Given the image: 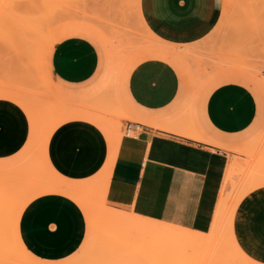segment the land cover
<instances>
[{"label":"crops","instance_id":"obj_1","mask_svg":"<svg viewBox=\"0 0 264 264\" xmlns=\"http://www.w3.org/2000/svg\"><path fill=\"white\" fill-rule=\"evenodd\" d=\"M156 1L147 0L150 7ZM143 2L140 0L144 24L156 38L171 45L183 46L201 39L217 17V1L202 0V12L189 27L171 31L161 23L152 25L153 32L142 13ZM177 3L184 6L185 0ZM154 48L160 53L170 51ZM105 58L93 39L74 33L52 44L48 64L66 95L82 97L102 83ZM238 76L231 72L218 76L205 97L182 84L176 68L159 57L144 58L131 66L123 80L118 77L113 83L115 94L114 85L106 93L116 101L123 100L138 122L117 118L122 136L115 132L118 137L105 178V203L179 230L207 233L220 195L231 194L238 176L233 174L234 162L238 161L232 159L230 148L238 145L237 136L252 126L257 115L256 98ZM79 109L73 113L75 118L61 122L50 132L44 153L62 180L86 184L102 173L110 157V145L104 131L85 118L88 110L83 106ZM129 122L135 123V129L125 134ZM31 131L24 109L0 98V159L20 153L29 143ZM239 164L245 168V162ZM244 168L241 177L247 176ZM249 190L237 204L232 235L252 264H264V183ZM86 229L80 206L61 192L35 196L18 219L24 248L35 258L49 262L74 254L84 241Z\"/></svg>","mask_w":264,"mask_h":264},{"label":"rangeland","instance_id":"obj_2","mask_svg":"<svg viewBox=\"0 0 264 264\" xmlns=\"http://www.w3.org/2000/svg\"><path fill=\"white\" fill-rule=\"evenodd\" d=\"M216 1L217 17L210 30L201 39L178 46L163 42L150 32L140 13V0H0V93L5 95L0 94V98L12 100L17 96L12 101L30 107L37 120L36 138L30 149L21 154L23 161L20 157L3 159L7 161L0 159L3 165L0 168V264H172L174 261L180 264H228L230 261L225 260H235L237 250L242 253L232 230L229 232L235 204L246 191L264 183V0ZM201 2L185 0L184 6H179L177 0H157L150 7L144 0L142 13L148 18L153 32L152 25L161 23L164 28L174 31L195 22L198 13L202 12ZM74 33L93 39L106 57L102 83L82 97L66 95L48 64L52 44L63 35ZM154 47H165L170 51L160 53ZM148 57L170 62L178 71L181 83L193 93L199 92L205 97L218 76L231 72L239 75L256 98V119L241 137L237 136L240 139L238 145L230 148L234 154L232 159L238 161L234 162L233 174L238 176L234 178L232 192L226 196L222 208L225 216L221 213L220 226L216 225L220 227L219 230L216 228L217 233L220 232L216 238H222L221 241L215 239L219 242L213 243L215 246L211 248L207 245L162 248L160 240L147 238L145 241L140 235L114 238L117 229L111 234L109 225L100 220L101 208H112L102 200L103 179L97 187L86 183L78 189L81 193L77 197L82 195L90 209L89 219H85L86 236L80 248L59 262L35 258L15 242L12 229L17 211L23 209L31 193L47 186L49 173L43 169L41 147L48 128L60 116L71 115L83 106L121 137V123L117 118L138 121L123 100L116 101L117 98L109 97L106 92L118 77L125 78L132 65ZM115 88L114 85V94ZM239 162H245V168ZM242 168L248 170L246 177L239 176ZM34 169L39 172L33 173ZM251 179L255 185H249ZM227 207L230 209L225 212ZM119 211L132 215L131 211ZM223 223H228L229 228ZM222 226H225L223 230Z\"/></svg>","mask_w":264,"mask_h":264},{"label":"bare ground","instance_id":"obj_3","mask_svg":"<svg viewBox=\"0 0 264 264\" xmlns=\"http://www.w3.org/2000/svg\"><path fill=\"white\" fill-rule=\"evenodd\" d=\"M136 4V3H135ZM137 6V5H136ZM244 66V65H243ZM2 96H5L4 93H0ZM13 97V96H12ZM17 97V96H16ZM15 97V98H16ZM14 98V99H15ZM12 100H14L13 98H11ZM21 100V99H20ZM15 101V100H14ZM17 101V100H16ZM26 101V100H25ZM18 102V101H17ZM22 103V102H20ZM27 104V103H26ZM18 105H19V102H18ZM23 104H21V107H22ZM24 107V108H23ZM22 108L25 109L29 119H30V122H31V127H32V131H31V138H29V143L26 144L27 146L25 148H23L20 153H18L17 155L14 156V159H18L17 157H20L21 154H23L24 152H26L29 148V146H31L30 144L32 143V140L34 141V137L36 132H37V123H36V118H35V115L33 114V112H31L29 109L26 107V106H23ZM66 113V112H65ZM72 115H68L66 114L65 117H62L60 116L61 118L60 119H56V121H54V123L52 125H50V127L48 128L47 132H46V135H45V138L42 142V149H41V152H42V157H43V161H44V167L43 169H46L47 173H49V178H48V181L46 182L47 186L39 189V190H36L34 191L33 193H31V195L27 198V201H26V204L28 201H30L32 198H34L35 196L37 195H40V194H43V193H51V192H61L63 194H66L68 196H70L81 208L83 214H84V217L86 220L89 219V207H88V202L84 199V197L81 195V197H77L79 196V194L81 192H78L80 190L79 187L80 185H85L84 183L82 184H77V183H74V182H67V181H64L62 180V178H60L53 170L52 168L50 167V165L47 163L46 161V158H45V153H44V142L46 140V138L48 137V135L50 134V132L58 125L60 124L61 122L65 121V120H68V119H71V118H75L76 114H73L71 113ZM62 115V114H61ZM74 116V117H72ZM88 117V120H91L93 122H95L103 131L104 133L106 134V137L108 139V142H109V145H110V154H109V159H108V162L105 166V168L103 169L102 173L99 174L98 176H96L95 178H93L89 184H92V185H95L97 187V185H101V181L103 179L106 178L107 175V170L109 168V165H110V162H111V159H112V156H113V149H114V142L115 140L117 139L118 135L115 133V131L113 132L112 130L110 131V127L108 128L106 125H108L107 123H104V121H102L101 119H98L90 114H86V117ZM103 122V124L100 122ZM106 124V125H105ZM109 126V125H108ZM114 130V129H113ZM33 146V145H32ZM34 148V147H33ZM25 149V150H24ZM30 149V148H29ZM256 150V149H255ZM34 151V150H33ZM32 151V152H33ZM29 152V151H28ZM31 156V155H30ZM13 158V157H12ZM11 158V159H12ZM29 158V157H28ZM12 159V160H14ZM20 159L22 160V158L20 157ZM10 160V159H9ZM8 160V161H9ZM264 160V159H263ZM3 161H7V160H3ZM16 161V160H15ZM23 161V160H22ZM11 162V161H10ZM261 163V162H260ZM2 163H0V168ZM5 164V163H4ZM12 164V163H11ZM15 164V162H14ZM20 164V163H19ZM37 165V164H36ZM261 165V164H260ZM259 166V165H258ZM10 167V166H9ZM39 169V168H38ZM35 170L34 169V172L33 173H38L39 171ZM252 172V171H251ZM256 172V171H255ZM257 173V172H256ZM255 175V173H254ZM258 176V175H257ZM255 179V178H254ZM254 179H251L250 180V183H253L256 181H253ZM258 179V178H257ZM263 179V178H262ZM108 180V179H107ZM107 180H106V183L105 185L103 186L104 188L101 189L100 191L102 192V200H103V203L105 202V195H104V190H105V187L107 186ZM260 180V179H258ZM249 182V181H248ZM258 182V181H256ZM261 182V181H260ZM262 183V182H261ZM248 184H246L247 186ZM249 185H248V188L249 189ZM253 185H255L253 183ZM259 185V184H258ZM90 186V185H89ZM251 186V185H250ZM82 188V186L80 187V189ZM93 189V187H91ZM251 188V187H250ZM226 189V188H225ZM224 191V190H222ZM228 191V189H227ZM232 192V191H231ZM247 192V191H246ZM245 192V193H246ZM230 193V191H229ZM228 194V193H227ZM243 195V194H242ZM244 196V195H243ZM235 197V196H234ZM241 197V196H240ZM230 198V196H229ZM240 199V198H238ZM226 195L222 194V196L220 195V200L218 202V207H216V213H215V217H214V221L212 223V227L210 229V232L208 234H200V233H196V232H191L189 230H181L179 231L177 227L175 226H172V225H168V224H164V223H158V222H155V221H150V220H146V219H142L140 218L139 216L135 215L132 213V215H127L125 214L124 212L122 211H119V210H116V209H112V208H101V211H100V220H102L104 223L108 224L109 227H110V233L112 234V232H115L116 229V234L114 233V238L115 236H119L122 238V235H124V239L128 238V237H134V235H140V237L142 239H152V240H160L161 241V244H160V247H164V248H170V247H178V246H188V247H194V246H202V245H207L208 248H211L212 246H215V244L213 245V243H216L215 239H218L216 238V236H218V234L220 233H217L218 231H216V228H220V227H217L216 225L218 224V219L220 217V214L223 215V210L222 208H224V203L226 202ZM236 201V199H235ZM238 202V200H237ZM25 204V205H26ZM50 204V203H49ZM227 204V203H226ZM237 205V204H235ZM227 206V205H226ZM233 207V206H232ZM227 209L228 207L225 209V212H227ZM230 209V208H229ZM228 209V210H229ZM18 213L16 214L15 216V226L14 228L12 229V233H13V236H14V239H15V242L21 246L22 248H24V246L22 245L21 241H20V238H19V235H18V219H19V216H20V213H21V210L17 211ZM53 216V215H51ZM225 216V214L223 215ZM47 218V217H46ZM224 217H222L223 219ZM221 219V220H222ZM227 220V218H224ZM44 220V219H43ZM227 222V221H226ZM229 222V221H228ZM91 223H93L91 221ZM230 223V222H229ZM40 224V223H39ZM220 224V223H219ZM218 224V225H219ZM223 225H225L223 223ZM227 225L229 226V224L227 223ZM225 225V226H227ZM38 226V225H37ZM93 226V225H92ZM220 226V225H219ZM224 226V227H225ZM227 226V227H228ZM119 228H123L122 230L118 229ZM223 226L221 227L223 230L224 228ZM229 228V227H228ZM45 230V229H44ZM219 230V229H218ZM227 231V229H226ZM231 233V229L229 231ZM48 233V232H47ZM228 233V232H227ZM41 234V233H39ZM229 235V234H228ZM227 235V236H228ZM220 236V234H219ZM148 239V240H149ZM222 238H220L219 241H221ZM232 239V238H231ZM235 239V238H234ZM225 240V239H224ZM223 240V241H224ZM146 241V240H145ZM151 241V240H149ZM218 241V242H219ZM227 241V239H226ZM217 242V243H218ZM229 241H227L228 243ZM152 243V241H151ZM216 243V244H217ZM120 244V243H119ZM156 244V243H155ZM229 244V243H228ZM235 244V243H234ZM123 245V244H122ZM159 245V243L157 244ZM219 245V244H218ZM217 245V246H218ZM159 247V246H158ZM206 247V246H205ZM25 249V248H24ZM233 249V248H232ZM236 249V247H235ZM237 250V249H236ZM237 254V258L234 260H232V258H229L227 260H225L226 262L230 261V262H240V263H243V264H252L248 258H246L241 252H238V250L236 251ZM235 253V251H234ZM169 256V255H168ZM234 256V254H233ZM226 257V256H225ZM232 257V256H231ZM236 257V256H235ZM171 258V257H169ZM217 263V262H216ZM223 263V262H222ZM172 264H180L176 261H174Z\"/></svg>","mask_w":264,"mask_h":264},{"label":"built area","instance_id":"obj_4","mask_svg":"<svg viewBox=\"0 0 264 264\" xmlns=\"http://www.w3.org/2000/svg\"><path fill=\"white\" fill-rule=\"evenodd\" d=\"M135 129V123L129 122L124 127V133L125 134H132Z\"/></svg>","mask_w":264,"mask_h":264}]
</instances>
